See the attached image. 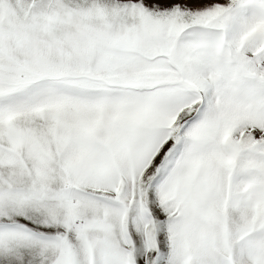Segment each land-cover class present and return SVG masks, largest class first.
<instances>
[{
	"label": "snow or ice",
	"instance_id": "6c2138e0",
	"mask_svg": "<svg viewBox=\"0 0 264 264\" xmlns=\"http://www.w3.org/2000/svg\"><path fill=\"white\" fill-rule=\"evenodd\" d=\"M0 264H264V0H0Z\"/></svg>",
	"mask_w": 264,
	"mask_h": 264
}]
</instances>
